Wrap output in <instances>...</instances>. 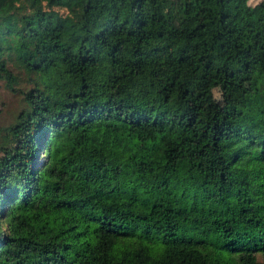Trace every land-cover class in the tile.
<instances>
[{"label": "trees", "instance_id": "1", "mask_svg": "<svg viewBox=\"0 0 264 264\" xmlns=\"http://www.w3.org/2000/svg\"><path fill=\"white\" fill-rule=\"evenodd\" d=\"M0 78V264H264V0H0Z\"/></svg>", "mask_w": 264, "mask_h": 264}, {"label": "rangeland", "instance_id": "2", "mask_svg": "<svg viewBox=\"0 0 264 264\" xmlns=\"http://www.w3.org/2000/svg\"><path fill=\"white\" fill-rule=\"evenodd\" d=\"M258 0H245L248 5H254ZM252 26L248 25L245 22H240L238 24L236 38L244 39V40H252L253 30ZM260 83L259 72L254 69H249L247 71V79H246V91L248 93L255 92ZM213 94L215 99L218 102H222V92L219 86L213 88ZM19 99L16 93L11 92L4 83V80L0 78V123L7 122L11 118V111L15 108L18 109ZM258 258L264 261V256L262 254H258Z\"/></svg>", "mask_w": 264, "mask_h": 264}]
</instances>
